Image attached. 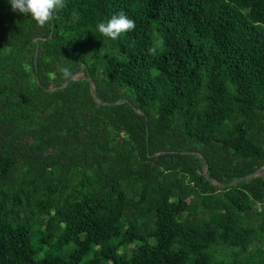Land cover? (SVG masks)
Masks as SVG:
<instances>
[{
	"label": "trees",
	"instance_id": "obj_1",
	"mask_svg": "<svg viewBox=\"0 0 264 264\" xmlns=\"http://www.w3.org/2000/svg\"><path fill=\"white\" fill-rule=\"evenodd\" d=\"M261 166L264 0H0V264H264Z\"/></svg>",
	"mask_w": 264,
	"mask_h": 264
},
{
	"label": "clouds",
	"instance_id": "obj_2",
	"mask_svg": "<svg viewBox=\"0 0 264 264\" xmlns=\"http://www.w3.org/2000/svg\"><path fill=\"white\" fill-rule=\"evenodd\" d=\"M10 10L27 16L38 27L49 24L55 13L64 7V0H6ZM134 21L122 12L113 14L107 20L97 21L95 31L109 41L116 40L120 35L134 29ZM59 73L67 77L70 74L69 67L60 66Z\"/></svg>",
	"mask_w": 264,
	"mask_h": 264
},
{
	"label": "water",
	"instance_id": "obj_3",
	"mask_svg": "<svg viewBox=\"0 0 264 264\" xmlns=\"http://www.w3.org/2000/svg\"><path fill=\"white\" fill-rule=\"evenodd\" d=\"M77 75H82V76H83V75H84L83 70H81L80 72H78V73H76V74L70 76L68 79H66L65 81H63L62 84H61L60 86H58V87H56V88L63 87V86L69 81V80L75 78ZM89 82H90V84H91V86H92V88H93V99H94L97 103L102 104V103H100V102L97 100L94 83H93L92 81H90V80H89ZM49 90H52V89H49ZM135 110H136V109H135ZM136 111H137V110H136ZM154 154H157V153H154ZM201 157H202V156H201ZM202 166H203V169H202V176H203L204 178H206V164H205V160H204L203 157H202ZM263 173H264V166H261V167L258 168L256 171H254V172H252V173H250V174H247V175H245V176H242V177H240V178H238V179H236V180L230 182L229 185H234V184H236L237 182H239V181H241V180H245V179H247V178H251V177H254V176H257V175L263 174ZM210 182L213 183V184H217V185H219V186H223L222 183H219V182H217V181H215V180H213V179H210Z\"/></svg>",
	"mask_w": 264,
	"mask_h": 264
},
{
	"label": "rangeland",
	"instance_id": "obj_4",
	"mask_svg": "<svg viewBox=\"0 0 264 264\" xmlns=\"http://www.w3.org/2000/svg\"><path fill=\"white\" fill-rule=\"evenodd\" d=\"M217 259H225V257L219 253V251H216L215 253L212 254V260H217Z\"/></svg>",
	"mask_w": 264,
	"mask_h": 264
}]
</instances>
